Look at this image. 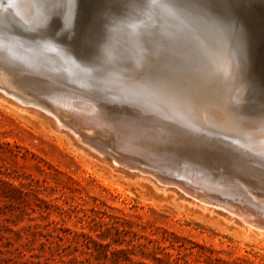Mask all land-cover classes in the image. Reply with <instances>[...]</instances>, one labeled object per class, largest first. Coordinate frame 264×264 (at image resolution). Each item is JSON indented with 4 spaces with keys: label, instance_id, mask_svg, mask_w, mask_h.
Wrapping results in <instances>:
<instances>
[{
    "label": "bare ground",
    "instance_id": "1",
    "mask_svg": "<svg viewBox=\"0 0 264 264\" xmlns=\"http://www.w3.org/2000/svg\"><path fill=\"white\" fill-rule=\"evenodd\" d=\"M82 1L0 0V87L5 91L0 92V99L31 114L74 149L107 164L110 172L126 180H145L166 194L175 193L177 200L236 225L243 239L251 236L264 240V211L258 209L259 204L264 205V187L261 186L263 193L253 187L258 195L247 188L257 203L252 205L224 195V189L220 192L221 184L212 187L210 181L194 180V171L193 178L180 176L179 172L174 173L178 180L167 176L170 169L165 170L167 166L154 160L156 155L152 154H164L168 149L180 153V149L188 147L203 153L207 149L205 141H213L216 136V141L239 150L242 159L251 157L254 165L264 167V101L257 99L260 85L251 80V59L243 57L241 51L246 48L249 55L248 39L241 36L232 40L208 22L180 26L165 13L163 16L155 10L136 9L144 20L136 28V39H125L118 44L122 48L116 50L113 46L105 49L97 70L92 68L97 64L91 59H83L87 50L79 48L80 38L86 36L85 24L89 23L84 17L92 12L93 0H86L85 5ZM53 4L57 7L53 8ZM102 9L95 13H114L111 6ZM233 13L232 10L229 16ZM122 29L114 26L112 31L121 34ZM153 44L159 46L154 48ZM170 45L172 48H168ZM200 45L204 53H199ZM179 56L188 61L183 72L173 63ZM45 94L56 108L42 100ZM6 95L21 97L26 100L22 104L28 101L37 106L23 107ZM71 115L83 131L74 127ZM146 131L153 132L156 139L159 135V141L166 135L168 142L156 147L153 138L139 137L145 142L139 141L138 134ZM101 136L112 140L107 142L110 148L102 145ZM127 154L137 159L124 157ZM214 159L230 166L225 159ZM213 167L222 169V165ZM249 171L255 174L247 173L248 176L262 178L258 168Z\"/></svg>",
    "mask_w": 264,
    "mask_h": 264
},
{
    "label": "rangeland",
    "instance_id": "2",
    "mask_svg": "<svg viewBox=\"0 0 264 264\" xmlns=\"http://www.w3.org/2000/svg\"><path fill=\"white\" fill-rule=\"evenodd\" d=\"M85 3L86 0H83L82 4ZM116 3L122 4L123 0ZM91 4L92 12L84 17L85 21H89L85 24L86 36L80 38L79 48L88 52L83 57L100 65L104 50L109 46L115 47V50L122 48L119 43H124L125 39H136L139 33L136 28L141 27L144 20L142 14L135 11L120 16L114 11L96 14L97 10L106 8V0H93ZM150 10L163 16L165 13L162 9ZM232 10L235 13L229 16V24L233 35L229 37L232 40L241 36L248 39L249 55L245 48L241 50L242 56L251 59L249 73L253 74L251 80L260 85L256 95L261 102L264 101V0H233ZM114 26H121L123 33L113 32ZM114 37L117 42L112 41ZM152 46L156 48L159 45ZM198 49L199 53H204L201 45ZM185 59L179 56L173 62L182 72L188 66ZM170 65L167 59L166 66ZM181 77L183 80L184 76ZM31 86L35 88L37 85ZM0 92L5 94L2 87ZM25 95L34 98L30 94ZM11 96L6 95L23 107L37 106L28 101L25 103L29 105L22 104L26 100ZM43 97L47 105L56 108L49 96ZM71 117L73 126L83 131L77 124L78 120ZM40 122L31 114L12 106L11 101L0 99V264H264L263 239L251 236L243 239L236 225L177 200L175 193L170 191L166 194L145 180H138L139 183L110 172L107 164L74 149ZM146 132L139 133L137 138H153L156 142L153 146L156 147L168 142L165 141L169 138L166 135L159 141V135L156 139L153 132ZM101 137L104 144H99L110 148L108 143L112 140ZM141 138L138 140L141 141ZM212 138L213 141L208 139L205 145L209 150L220 153V157L230 158V164L236 165L231 166L234 172L225 161L216 162L214 159L212 165H222V169L212 166L210 172L170 149L166 153L163 151L164 154L149 152L163 158L162 162L166 161L164 169L174 171H169V177L178 180L174 173L179 172L180 176L193 178L195 173L194 180L210 181L208 183L212 187L227 178L231 181V188H234V198L247 200V203L250 199L256 203L247 191L251 188L250 191L255 193L253 195L262 192L264 167L261 169L254 165L251 157L244 156L242 159L235 147L216 141V136ZM210 145H214L213 149ZM130 156L137 159L135 155ZM130 156L124 155L127 158ZM254 167L258 168L262 178L247 175L255 174L249 171ZM253 187L260 190L256 189V193ZM230 195L229 192L227 196ZM258 209L264 211V205L259 204Z\"/></svg>",
    "mask_w": 264,
    "mask_h": 264
},
{
    "label": "snow or ice",
    "instance_id": "3",
    "mask_svg": "<svg viewBox=\"0 0 264 264\" xmlns=\"http://www.w3.org/2000/svg\"><path fill=\"white\" fill-rule=\"evenodd\" d=\"M105 6H111L117 16L124 15L130 10L134 12L136 9L141 11L162 9L180 26L193 22H208L218 32L226 36L233 35L229 24L233 0H150L148 3H145V0H123L122 4L115 3V0H106ZM52 7L55 8L57 5L53 4Z\"/></svg>",
    "mask_w": 264,
    "mask_h": 264
},
{
    "label": "water",
    "instance_id": "4",
    "mask_svg": "<svg viewBox=\"0 0 264 264\" xmlns=\"http://www.w3.org/2000/svg\"><path fill=\"white\" fill-rule=\"evenodd\" d=\"M147 3V2H146ZM17 19L18 20H20L18 17H17ZM144 35H146V34H144ZM112 41H114V42H117V40L115 39V37H114V40H112ZM104 54H105V50H104ZM83 57V56H82ZM83 59H85V57L83 58ZM97 66H98V64L96 65V66H94V67H92V68H95V69H97ZM97 70H99V69H97ZM53 87H57V86H53ZM61 87V86H60ZM189 148H191V147H188V148H182V149H180V153H178V152H174V153H178V154H181V155H183V157H185L187 160H189V162H193V164L195 165V166H198V167H200L201 169H208V170H211V167L213 166L212 165V161L214 160V156L215 157H218L219 156V154L220 153H218V152H216V151H211V150H209V148L207 147V149H203V153H201V152H199L198 150H196V149H189ZM188 149V150H187ZM219 159H225L226 161H228V163L230 164V161H229V159H226V158H222V157H220L219 156ZM155 160H160V161H162V159H160V158H158V157H155ZM216 161V160H215ZM214 161V162H215ZM148 162H151V161H149L148 160ZM166 161L164 160V162H159V163H161V164H163V165H166V163H165ZM230 166H232L231 164H230ZM226 178V177H225ZM221 184V185H220ZM231 181H227V180H224V179H221V181L219 182V185H220V187H221V190H220V192H222V190L224 189V192H223V194L225 195H227L229 192H230V194H231V198L233 197V193H234V191H233V189L234 188H231ZM248 192V191H247ZM249 193V192H248ZM250 194V193H249ZM234 195H235V197H236V194L234 193ZM249 202L252 204V205H256L257 203H253L250 199H249ZM258 207H259V205H258Z\"/></svg>",
    "mask_w": 264,
    "mask_h": 264
},
{
    "label": "trees",
    "instance_id": "5",
    "mask_svg": "<svg viewBox=\"0 0 264 264\" xmlns=\"http://www.w3.org/2000/svg\"><path fill=\"white\" fill-rule=\"evenodd\" d=\"M113 255H115L116 253L115 252H112Z\"/></svg>",
    "mask_w": 264,
    "mask_h": 264
}]
</instances>
